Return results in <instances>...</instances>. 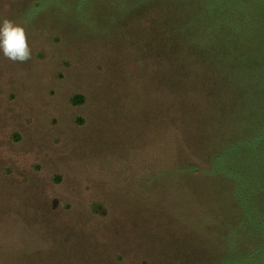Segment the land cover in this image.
Returning <instances> with one entry per match:
<instances>
[{
  "label": "rangeland",
  "instance_id": "374dc122",
  "mask_svg": "<svg viewBox=\"0 0 264 264\" xmlns=\"http://www.w3.org/2000/svg\"><path fill=\"white\" fill-rule=\"evenodd\" d=\"M139 10L211 38L188 138L151 87L128 97ZM4 18L31 59L0 52V264H264V0H0Z\"/></svg>",
  "mask_w": 264,
  "mask_h": 264
},
{
  "label": "trees",
  "instance_id": "16d2710c",
  "mask_svg": "<svg viewBox=\"0 0 264 264\" xmlns=\"http://www.w3.org/2000/svg\"><path fill=\"white\" fill-rule=\"evenodd\" d=\"M134 15L145 26V31H134L138 44H132L131 53L138 68L137 77L132 76L131 80L128 75L124 79L125 82L128 79L126 89L131 90L127 96L135 98V104L147 106L152 102L149 97L152 88L154 102L167 108L165 117L170 127L182 131L188 138L190 133L186 132V127L197 124V100L205 101L208 98L204 95L205 89H213L212 84L218 86L214 80L216 52L209 44L211 38H203L200 27L196 28V19L190 21L195 14L172 17L165 13L160 17L149 10H139ZM131 33L132 30H128V34ZM143 76L145 78H141ZM181 168L188 169L185 159Z\"/></svg>",
  "mask_w": 264,
  "mask_h": 264
},
{
  "label": "clouds",
  "instance_id": "9594fccd",
  "mask_svg": "<svg viewBox=\"0 0 264 264\" xmlns=\"http://www.w3.org/2000/svg\"><path fill=\"white\" fill-rule=\"evenodd\" d=\"M0 52L13 62L24 63L31 59L28 33L23 25L8 18L0 21Z\"/></svg>",
  "mask_w": 264,
  "mask_h": 264
}]
</instances>
